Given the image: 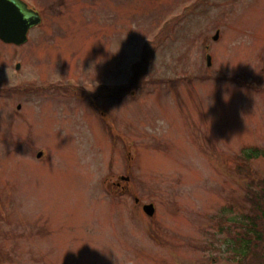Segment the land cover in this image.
<instances>
[{"label": "rangeland", "instance_id": "obj_1", "mask_svg": "<svg viewBox=\"0 0 264 264\" xmlns=\"http://www.w3.org/2000/svg\"><path fill=\"white\" fill-rule=\"evenodd\" d=\"M22 1L43 22L0 44V264H259L233 246L264 189V0Z\"/></svg>", "mask_w": 264, "mask_h": 264}, {"label": "trees", "instance_id": "obj_2", "mask_svg": "<svg viewBox=\"0 0 264 264\" xmlns=\"http://www.w3.org/2000/svg\"><path fill=\"white\" fill-rule=\"evenodd\" d=\"M261 154L256 149L249 150L246 154L248 159H254ZM261 193L248 190L251 194V209L249 215L242 220L243 234L236 238L233 246L234 254L245 261L249 256L259 257V264H264V189L261 185ZM235 256V257H236Z\"/></svg>", "mask_w": 264, "mask_h": 264}, {"label": "water", "instance_id": "obj_3", "mask_svg": "<svg viewBox=\"0 0 264 264\" xmlns=\"http://www.w3.org/2000/svg\"><path fill=\"white\" fill-rule=\"evenodd\" d=\"M37 14L28 10L26 5L18 3L16 0H0V40L5 44L21 46L26 42L27 32L30 28L38 25ZM218 38L216 34L214 40ZM208 66L210 58H207ZM19 66L16 70H19ZM41 154L38 155L40 157ZM144 213L148 217L154 214L152 205L143 207Z\"/></svg>", "mask_w": 264, "mask_h": 264}, {"label": "flooded vegetation", "instance_id": "obj_4", "mask_svg": "<svg viewBox=\"0 0 264 264\" xmlns=\"http://www.w3.org/2000/svg\"><path fill=\"white\" fill-rule=\"evenodd\" d=\"M0 44H2L0 42ZM102 114V112H100ZM122 177H118L113 183H111V186L115 189V193H119L120 195L124 193V182L121 181Z\"/></svg>", "mask_w": 264, "mask_h": 264}]
</instances>
